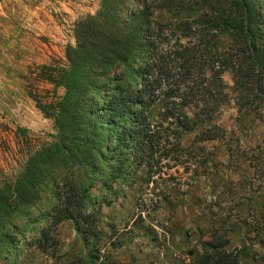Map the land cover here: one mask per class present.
<instances>
[{
    "label": "rangeland",
    "instance_id": "obj_1",
    "mask_svg": "<svg viewBox=\"0 0 264 264\" xmlns=\"http://www.w3.org/2000/svg\"><path fill=\"white\" fill-rule=\"evenodd\" d=\"M187 1L181 43L197 47L208 41L215 50V32L206 31L215 5ZM73 4L71 12H56L65 45L40 63L29 60L36 53L30 44L38 38L27 34L30 13L18 16L15 3L2 8L12 9L0 33L2 190L24 181L31 158L58 134L55 114L66 94L58 72L67 68L66 50L75 45L79 24L96 15L101 0ZM173 12L177 9L156 12L155 20L168 23L169 30L175 26ZM174 42L160 51L176 47ZM204 73L210 77V68ZM223 80L228 97L207 113L202 104L185 103L190 86L173 76L170 82L179 91L173 100L187 121L178 122L177 111L166 119L164 103L158 102L143 113L145 131L132 127L130 118L110 123L107 118L89 165L80 153L75 168H49L53 174L43 181L49 186L41 199L0 217V264H203L219 243L239 264H264V100L240 111L232 75L225 73ZM69 198L83 200L85 220L78 221Z\"/></svg>",
    "mask_w": 264,
    "mask_h": 264
},
{
    "label": "trees",
    "instance_id": "obj_2",
    "mask_svg": "<svg viewBox=\"0 0 264 264\" xmlns=\"http://www.w3.org/2000/svg\"><path fill=\"white\" fill-rule=\"evenodd\" d=\"M187 2L101 0L96 15L79 24L76 43L66 50L67 68L58 72L59 84L66 90L55 114L58 134L31 158L24 181L0 189L1 218L41 199L44 187L49 186L43 181L53 174L49 168H75L80 165L75 163L80 153L83 163L88 162L102 140L100 133L107 118L109 123L130 118L135 123L132 127L144 126L145 131L148 124L143 113L158 102L165 105L166 119L177 111L178 122L189 120L173 100L179 92L170 82L173 76L190 86L191 98L183 99L185 103L202 104L207 113L216 111L228 97L223 80L227 72L232 75L238 110L255 109L256 102L264 100V0H206L209 6L215 5V18L206 28L215 32V50L208 41L197 47L181 43L182 27L188 19L182 9ZM172 8L177 9L173 12L175 26L167 30L168 23L155 20L154 14ZM173 39L176 47L160 51ZM206 67L211 70L210 77L205 76ZM125 134L118 137L120 142ZM146 139L145 145L151 141ZM13 198L20 203H11ZM82 201L69 198V204L77 207L78 221L83 217ZM211 247L213 254L205 255L203 264H239L237 256L222 250L224 243Z\"/></svg>",
    "mask_w": 264,
    "mask_h": 264
},
{
    "label": "crops",
    "instance_id": "obj_3",
    "mask_svg": "<svg viewBox=\"0 0 264 264\" xmlns=\"http://www.w3.org/2000/svg\"><path fill=\"white\" fill-rule=\"evenodd\" d=\"M8 3H15L19 7L18 16L22 15L24 17L25 14L22 12H26V14L30 13L31 15H27V22L29 21L27 29L30 32L27 31V34H35L38 38L35 39L37 40L36 44H30L32 45L31 52H36L30 54V61L40 63L44 57L48 58L46 56L47 53L51 54L52 50L59 49L65 45L64 36H62L60 27L56 22L59 19L56 12H60L61 10L71 12V8L74 6L73 0H63V4H61V0H0V33L3 34L5 33V29L2 27L4 26L2 22L8 19L9 15H11L9 11H12V9L8 11V8L2 9ZM27 38L30 39L29 36ZM2 58L4 57L0 56V63L4 64L5 60ZM35 117L37 122L35 121L34 125L39 127V116L36 115ZM16 122L19 123V120H16Z\"/></svg>",
    "mask_w": 264,
    "mask_h": 264
}]
</instances>
